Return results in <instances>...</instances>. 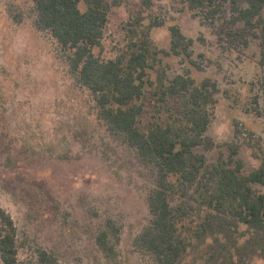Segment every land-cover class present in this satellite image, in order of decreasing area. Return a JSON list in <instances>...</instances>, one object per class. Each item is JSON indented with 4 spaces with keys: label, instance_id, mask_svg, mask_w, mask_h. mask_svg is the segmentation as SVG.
<instances>
[{
    "label": "rangeland",
    "instance_id": "374dc122",
    "mask_svg": "<svg viewBox=\"0 0 264 264\" xmlns=\"http://www.w3.org/2000/svg\"><path fill=\"white\" fill-rule=\"evenodd\" d=\"M106 1L110 11L96 56L115 59L138 40L134 28L149 30L153 45L169 52L158 54L148 70L140 128L173 121L183 108L184 97L165 104L152 99L160 79L187 73L197 85L210 79L217 92L206 136L214 145L195 152L209 166L234 167L241 159L242 173L257 169L264 159V11L248 25L240 16L245 0H217L213 16L209 7L191 9L188 0ZM137 18L141 23L134 26ZM36 22L33 0H0V206L16 224L20 258L32 260L45 250L54 264H144L135 241L152 220L148 198L156 170L109 129L80 82L72 51ZM173 26L187 39L179 54L172 49ZM232 147H238L235 156ZM171 180L179 187L171 204L189 207L186 226L205 221L198 181L182 186L176 176ZM109 219L120 229L117 262L107 260L96 242ZM233 232L240 242L249 235L242 224ZM250 264L264 259L255 256Z\"/></svg>",
    "mask_w": 264,
    "mask_h": 264
},
{
    "label": "trees",
    "instance_id": "16d2710c",
    "mask_svg": "<svg viewBox=\"0 0 264 264\" xmlns=\"http://www.w3.org/2000/svg\"><path fill=\"white\" fill-rule=\"evenodd\" d=\"M37 11V26L48 30L66 50L72 51V62L80 82L90 89L102 119L109 129L122 136L134 147L141 159L154 167L157 182L148 198L151 223L135 241L144 264H184L188 255L194 260L187 264H250L253 257L264 259V159L250 173H242L243 161L235 159L234 167L226 163L208 165L206 156L196 153L198 146L213 147L206 136L210 125L209 106L214 103L216 84L205 79L196 84L190 73L177 75L153 90L152 99L161 104L170 97H184L183 108L173 121L152 123L147 130L140 128L139 117L145 110V89L149 85L148 70L158 54L169 52L153 45L149 30L134 28L138 40L115 59L103 60L94 54L100 46L108 22L110 6L106 0H33ZM191 9L209 7L215 15L220 6L217 0H188ZM85 3L86 9L81 8ZM241 18L252 25L264 11V0H245ZM137 18L134 26L140 25ZM173 52L187 39L178 27L171 28ZM191 43V40H189ZM189 44H186V50ZM238 147H232V156ZM180 185L200 184V196L207 208L205 221L186 226L188 205L171 204V196ZM193 222V220H192ZM246 226L248 237L240 242L233 227ZM18 230L12 216L0 206V264H54L45 250H39L32 260L19 255ZM212 238L213 243L201 252L202 245ZM104 257L117 262L120 229L109 219L96 238ZM196 254V256H195Z\"/></svg>",
    "mask_w": 264,
    "mask_h": 264
}]
</instances>
